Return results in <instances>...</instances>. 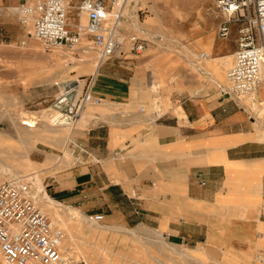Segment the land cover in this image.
Instances as JSON below:
<instances>
[{"label": "crops", "instance_id": "obj_1", "mask_svg": "<svg viewBox=\"0 0 264 264\" xmlns=\"http://www.w3.org/2000/svg\"><path fill=\"white\" fill-rule=\"evenodd\" d=\"M138 55L98 67L91 91L102 102L73 129L98 163L65 170L47 193L111 227L140 226L161 239L155 264H264V87L247 105L222 99L223 84L213 83L208 98L186 94L187 83L162 91L149 111V86L129 72Z\"/></svg>", "mask_w": 264, "mask_h": 264}, {"label": "rangeland", "instance_id": "obj_2", "mask_svg": "<svg viewBox=\"0 0 264 264\" xmlns=\"http://www.w3.org/2000/svg\"><path fill=\"white\" fill-rule=\"evenodd\" d=\"M31 3L32 0H0V159L15 174H0V182L18 175H36L39 189L45 188L52 198L47 186H57L56 180L69 172L65 170L81 167L86 159L78 152L72 153L69 142L75 140L74 128L55 126L51 130L48 123L55 115L50 109L51 101L66 82L77 80L81 85L89 82L100 61L98 52L92 48L71 53L27 38L30 23L23 25L20 20L24 16L23 7ZM75 6L71 3L69 9L71 22L78 21ZM124 14L125 32L135 33L146 43L145 50L130 66L132 70H128L149 86L146 91L149 111L159 102L162 91L184 90L187 83H193L186 94L210 98L217 93L210 78L225 83L237 33L233 25L227 39L217 37L220 19L214 0H127ZM80 19L82 24L86 22L85 15ZM205 35L212 39V51L211 39ZM198 42H202L204 49L198 48ZM201 52L208 61L201 62ZM145 56L150 58L140 60ZM200 89L206 90L198 92ZM259 96L264 98V89ZM242 102L249 105L247 98ZM96 109L87 106L80 119ZM23 118L32 120L34 126L29 133L21 125ZM258 130L264 135L260 124ZM59 203L61 206H55L59 217L55 218L61 220L65 232L64 264H155L159 252L153 234H142L140 226L126 229L111 227L105 221L70 219L63 207L79 208ZM45 208L49 213L53 211V207L45 205Z\"/></svg>", "mask_w": 264, "mask_h": 264}, {"label": "built area", "instance_id": "obj_3", "mask_svg": "<svg viewBox=\"0 0 264 264\" xmlns=\"http://www.w3.org/2000/svg\"><path fill=\"white\" fill-rule=\"evenodd\" d=\"M127 0H80L75 4L77 22L68 18L72 0H32L22 9L21 24L30 23L27 38L51 49L71 53L88 47L98 52L99 66L125 54L138 55L146 48L144 39L128 34L121 20ZM220 19L217 37L228 38L236 27V49L225 83L218 86L222 99L239 100L255 92L261 84L264 63V0H214ZM86 22L81 23V16ZM83 43H86L84 46ZM200 59L206 57L199 55ZM92 79L66 82L51 101L57 125L74 128L87 106L100 105L102 99L91 91ZM142 110V109H141ZM264 126V113L260 118ZM69 145L86 159L98 163L92 152L76 140ZM81 158V157H79ZM43 193V194H42ZM33 175H18L0 182V262L1 264H64L65 232L60 219L45 208ZM100 222L101 214L87 216Z\"/></svg>", "mask_w": 264, "mask_h": 264}, {"label": "bare ground", "instance_id": "obj_4", "mask_svg": "<svg viewBox=\"0 0 264 264\" xmlns=\"http://www.w3.org/2000/svg\"><path fill=\"white\" fill-rule=\"evenodd\" d=\"M177 5V4H176ZM178 9H179V7H178ZM12 11H17V9H12ZM205 44H207L206 43V41H205ZM185 55V54H184ZM194 55V54H193ZM227 57H229V55L228 56H221L220 57V59H224V58H227ZM209 59L207 58V57H205V58H203L202 59V62H206V61H208ZM195 65V64H194ZM196 66V65H195ZM198 67V66H197ZM202 67L203 66H199V68H201L202 69ZM97 69H98V64L94 67V69H93V73H94V75H95V73L97 72ZM211 79V81L214 83L215 82V84L217 85V84H219L217 81H216V79H212V78H210ZM260 87H264V63L262 64V66H261V84H260V86H259V88ZM259 88H257V89H259ZM257 91H255V92H253L252 93V95L250 94L249 96H247V99L248 100H250V99H254V97H255V93H256ZM262 100V102H264V98H262L261 99ZM250 105H252V104H250ZM54 117H55V115L52 117V119L50 120V122L48 123L49 125H50V128H51V130H55L56 129V127L55 126H60V125H57L55 122H54ZM85 120V119H84ZM83 124V123H82ZM21 125H23L24 126V132L25 133H29L30 131H31V127H33L34 125L32 124V120L31 119H29V118H23L22 120H21ZM57 131V130H56ZM0 152H1V150H0ZM12 171H14L13 169H11V167H9V166H7V165H5V163H3V161H1V159H0V174H9L10 176L12 175ZM14 174V173H13ZM15 175V174H14ZM14 175H12V176H14ZM33 178H34V183L36 184V186L38 187V189H39V180L37 179V177H36V175H34L33 176ZM40 199H41V201H42V203L44 202V204L46 205V206H50V207H53V211L51 212L52 213V215L54 216V217H59V213H58V209H55V206L57 205L58 206V204L60 205V203L58 202V201H56V200H54V199H52L50 196H48L46 193H44V195L43 196H41L40 197ZM61 206V205H60ZM64 208V212H65V214L70 218V219H76V220H79V221H82V220H87L88 218L87 217H85L79 210H77V209H70V207H63ZM89 220V219H88ZM93 222V221H92ZM158 232V231H157ZM159 233V232H158ZM158 233H156V236H158L159 234ZM159 237V236H158ZM161 237V236H160ZM159 237V238H160ZM152 240H153V242H155L156 244H157V246H159L160 244H158V243H161L162 244V242L163 241H160L161 239H159V240H157V239H154L153 237H152ZM165 244H167V243H165ZM164 244V245H165ZM163 245V246H164ZM169 245V247L171 246L170 244H167V246ZM161 246V245H160ZM154 247V246H153ZM156 247V246H155ZM154 247V248H155ZM158 248V247H157ZM159 248H162V247H159ZM171 249H172V251H175V247L174 248H172V247H170ZM174 249V250H173ZM177 251V250H176ZM175 253V252H174ZM182 255V254H181ZM185 255V254H184ZM188 256V255H187ZM185 258V257H184Z\"/></svg>", "mask_w": 264, "mask_h": 264}]
</instances>
